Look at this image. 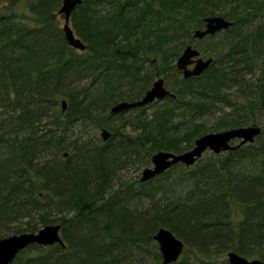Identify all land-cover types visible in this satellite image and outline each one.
Returning a JSON list of instances; mask_svg holds the SVG:
<instances>
[{
  "label": "trees",
  "instance_id": "16d2710c",
  "mask_svg": "<svg viewBox=\"0 0 264 264\" xmlns=\"http://www.w3.org/2000/svg\"><path fill=\"white\" fill-rule=\"evenodd\" d=\"M61 2L27 0L28 23L17 20L20 0H0V226L34 214L42 224L54 223L48 211L72 213L62 220L64 250L30 246L12 264H136L138 255L151 253L160 228L190 252V259L181 255L183 260L174 264H219L229 252L264 261V120L251 122L261 128L252 144L207 153L193 167L176 165L163 173L190 179L192 189L182 204L153 205L146 219L128 207L152 192L128 185L123 197L118 191L111 196L109 177L123 170L127 160L148 165L154 149L176 154L186 149L157 143L158 129L171 116L168 109L145 122L134 140L105 121L113 118L112 106L138 101L155 79L166 78L167 72L180 75L175 66L167 67L168 49L190 19L202 28L204 18L216 15L233 24L215 35L226 39L224 46L209 56L213 63L200 77L184 80L180 75L175 98L167 100L189 117H202L216 104L230 107L225 121L237 116L234 108L249 115L231 121L232 127L252 120L254 112L264 117V0H82L70 19L74 36L86 46L82 53L67 45L60 29ZM151 56L163 60L161 68L148 61ZM230 88H236L242 102L231 103ZM63 100L66 111L60 107L49 114ZM86 122L99 134L110 129V140L72 139L74 126ZM158 177L139 186L151 189ZM27 226L9 235L37 232ZM30 249L45 253L26 257ZM153 249L157 260L152 264H158L160 255Z\"/></svg>",
  "mask_w": 264,
  "mask_h": 264
},
{
  "label": "rangeland",
  "instance_id": "374dc122",
  "mask_svg": "<svg viewBox=\"0 0 264 264\" xmlns=\"http://www.w3.org/2000/svg\"><path fill=\"white\" fill-rule=\"evenodd\" d=\"M25 7H27V0H22V2L20 0V4L18 5L17 10H16L17 15L19 17V19L17 20H20V21L25 20L26 22L31 23L32 18L29 15ZM214 17H221V16L216 15ZM190 20H193V21L190 22L189 26H187L185 33L182 35H179L174 46L168 49L169 51H171L169 53V56H170L169 64L167 65V63L165 62L168 68L171 66H175V62L177 58L175 60L174 59L172 60L171 56L174 52H177L176 50H178L179 46H181L179 55L182 53V51L185 49L186 46L190 45L194 49H196V51L199 52L200 56L203 59H207V58L210 59L209 56L216 54V51L221 49L224 46L226 39L221 37V35H218V36L214 35L212 39H201V40L193 39V32L196 30H203L204 23H203V27L201 28L200 25H196V23L199 22L197 21L196 18H192ZM69 25L71 28L70 23ZM59 26H60V29L62 30L63 20L61 19V16H60ZM186 33H188V36H185ZM218 34H221V32ZM179 43L181 44L179 45ZM148 61L149 62L154 61V64L156 62V66L158 67L163 60L161 61L160 59L158 58L156 59L155 57L151 56ZM149 62L147 63L148 66H149ZM161 67H162V64L160 65V68ZM179 77L180 75L176 73L167 72V77L163 78L166 83V88L172 94L174 92V89L177 88ZM160 78H162V76ZM84 82L85 81H83L81 85H83ZM123 91H125V93H128L127 88H124ZM130 91H132L134 94H137L139 89L131 88ZM226 91L229 93V95L231 94L234 96L231 103L235 104L239 101L242 102V100L244 99V98H241L240 94H237L238 91L236 90V88H230ZM235 97H240L241 99L235 98ZM235 107H239V106H235ZM229 108H230L229 106L224 105V104H216L211 108L210 113L202 117L200 116L189 117L181 109L174 110L173 104L170 103L167 99H165L161 102H155L151 104L150 106L146 107V109L142 113H139L138 111L129 110L128 112L120 116H115L112 119L105 120V121H107L109 126L113 128L118 134L128 135V137L134 140L135 138L142 135V133L144 132L145 122H148V123L152 122L154 118L160 117L161 113L164 112L166 109H168L169 111L167 112L168 117L169 115L171 116L168 118L167 121L162 122L160 128L158 129L157 143H160L163 145H170L171 148L175 146H178L180 148H185L186 150L184 152L178 154L180 155V154L190 151L194 146V142L203 135L211 134V133H221L224 131H229V130L237 129V128H249L253 126L256 127V125H253V123H251L254 119L258 118V119L264 120V117H261L258 115V113L254 112L253 114L254 116L252 120H249L246 123H243L242 125H239L237 127H232L231 121H233L234 123H239L238 121L242 122V118L248 117L249 115H246L244 113L241 114L242 112L241 109L234 108L233 114H236L237 116L231 115V118L225 121L224 117H226V114L232 113ZM59 110H60V105H58L57 107H53V109H51V112L49 114L59 111ZM3 121L4 120L2 119L0 120L1 123H3ZM219 125L221 129L216 130L217 127H219ZM151 127L153 128V130L156 129L157 125L155 124V122L153 124L151 123ZM198 128L200 129V132L196 138L195 136H192V132L195 130H198ZM108 130L110 131V129ZM72 133L74 136L72 139L80 138L82 142L95 143L98 141V139L100 140L99 129H95L93 125H91L88 122L82 125L80 123L75 125L74 128L72 129ZM188 135H190V138L187 139L186 137H188ZM157 143L155 145H157ZM237 143H238L237 141L232 142V146L237 145ZM158 152H167V153L176 154L170 150L162 149L160 151H157L154 149L152 150L151 156ZM206 155L207 153H205L201 159H204ZM150 167H151L150 162L148 165L142 166L141 163L138 161V159H133L131 161L127 160L125 168L123 170L109 177L110 189L107 191V193L111 191L109 194L111 196H114L115 195L114 193L118 191V194L121 197H123L125 193H127L128 185H131V188L135 190H144V192L151 191L152 192L151 196H147V197L143 196L139 199L132 200L130 202L131 207L130 206L128 207V209L132 211V214L142 215L145 219L147 218L146 215L153 213L152 211L153 205H158L159 207H161L162 205L171 204L175 201H180L181 204L184 203V201L186 200V196L188 195V193H190V190L192 189V183H193L192 181H190V179H184L182 176H180V178L182 179H178V177H176L177 179H174L173 175H169L168 177H161V175H163L161 174L159 175L160 178L156 176L159 179H157V182L153 185V188L150 189L146 187L145 189H143L142 187L139 186L141 184L139 180L141 178L142 171L145 168H150ZM120 196L116 198L119 199ZM46 214H47L46 216L47 219H49L50 221H54V223L42 224L40 221L41 220L40 216H37V214H34L30 219H22L12 224L4 223V225L0 226V237L6 236L5 238H8L10 236H14V235H9V234H12L13 232L17 230L18 231L25 230L28 228L27 225L29 224L31 226H35L37 231L44 228L45 226L59 225L61 227L60 232H59L60 238L62 239L63 238L62 232L63 230H65L64 229L65 227H63L64 225L62 224V220L63 219L69 220L72 213L70 215H67L66 213H58L55 210H53V211H48ZM77 223L78 221L76 220L73 224H77ZM102 224L104 223L102 222ZM82 233L84 234V232ZM155 247H157L156 243L155 242L151 243L150 244L151 253L150 254L143 253V255H138V258L136 259L135 263L136 264H152V262H155L157 260L156 255H154L155 251H153L154 250L153 248ZM157 252H158V247H157ZM41 253H45V251L30 249V252L26 251L24 254L26 257L27 256L34 257L37 255H40ZM182 255H183L182 257L188 256L187 259H190V252L188 253L187 251L183 250ZM179 259L177 262H181L183 260L181 258ZM251 260H254V259H251ZM218 261H219V264H227L226 256L224 258H220ZM160 263H161V259L158 262V264Z\"/></svg>",
  "mask_w": 264,
  "mask_h": 264
},
{
  "label": "water",
  "instance_id": "95a60500",
  "mask_svg": "<svg viewBox=\"0 0 264 264\" xmlns=\"http://www.w3.org/2000/svg\"><path fill=\"white\" fill-rule=\"evenodd\" d=\"M82 0H62L58 14L63 17L62 31L67 45L78 52H84L86 46L74 36L70 28V18L75 8ZM203 30H196L193 33V39L201 40L205 37H212L220 32L227 31L233 24L222 17H207L203 19ZM213 59H203L199 52L188 45L182 51L175 62L177 71L181 73L184 80L200 77L209 69ZM189 67H192L189 69ZM174 99L175 96L165 88L164 80L157 78L153 81L151 87L145 92L138 101L128 103L121 102L114 105L109 113L118 115L126 113L132 109H141L150 106L155 102H161L165 99ZM61 112L67 109L65 100L60 102ZM261 134V128L253 126L249 128H237L221 133H211L199 137L193 148L183 154H172L167 152H158L150 158V168L142 171L140 183H145L156 178L176 165H182L185 168L192 167L205 153L220 155L222 153L234 151L241 146L252 144ZM111 133L106 129H101L100 139L107 142L111 138ZM237 141V145L232 146V142ZM59 225L45 226L36 233H24L10 236L0 240V264H11L17 256L30 246L52 247L59 246L65 249L63 240L60 238ZM153 241L158 247L160 255V264H174L178 261L184 250V244L177 239L169 230L160 228L153 236ZM227 264H264V261L247 260L240 255L229 252L226 255Z\"/></svg>",
  "mask_w": 264,
  "mask_h": 264
},
{
  "label": "flooded vegetation",
  "instance_id": "af4514ba",
  "mask_svg": "<svg viewBox=\"0 0 264 264\" xmlns=\"http://www.w3.org/2000/svg\"><path fill=\"white\" fill-rule=\"evenodd\" d=\"M190 68H192V67H189V69ZM132 103V102H131ZM113 107V106H112ZM132 110H134V109H132ZM109 115H110V113H109ZM110 116H112V115H110ZM114 117V116H113ZM99 138H100V135H99ZM109 140H110V138H109ZM104 143V142H103ZM106 143V142H105Z\"/></svg>",
  "mask_w": 264,
  "mask_h": 264
},
{
  "label": "bare ground",
  "instance_id": "6f19581e",
  "mask_svg": "<svg viewBox=\"0 0 264 264\" xmlns=\"http://www.w3.org/2000/svg\"><path fill=\"white\" fill-rule=\"evenodd\" d=\"M60 16H61V15H60ZM222 18H223V17H222ZM70 19H71V18H70ZM228 21H229V20H228ZM230 22H231V21H230ZM194 32H195V31H194ZM194 32H193V33H194ZM203 39H204V38H203ZM80 53H82V52H80ZM170 99H171V98H170ZM11 264H12V263H11Z\"/></svg>",
  "mask_w": 264,
  "mask_h": 264
}]
</instances>
